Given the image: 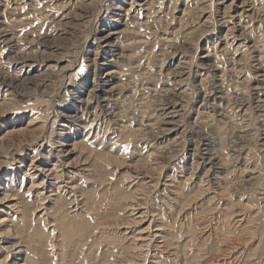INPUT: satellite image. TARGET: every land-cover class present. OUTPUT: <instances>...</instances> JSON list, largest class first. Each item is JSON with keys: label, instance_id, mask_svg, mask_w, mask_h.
<instances>
[{"label": "rangeland", "instance_id": "1", "mask_svg": "<svg viewBox=\"0 0 264 264\" xmlns=\"http://www.w3.org/2000/svg\"><path fill=\"white\" fill-rule=\"evenodd\" d=\"M263 117L264 0H0V264H264Z\"/></svg>", "mask_w": 264, "mask_h": 264}, {"label": "bare ground", "instance_id": "2", "mask_svg": "<svg viewBox=\"0 0 264 264\" xmlns=\"http://www.w3.org/2000/svg\"><path fill=\"white\" fill-rule=\"evenodd\" d=\"M208 17H210V16H208ZM96 60H97V59L94 58V61H96ZM97 61H98V60H97ZM94 63H95V62H93V64H94ZM91 65H92V64H91ZM96 65H97V64L95 63L93 66H90L89 69H87V70H88V73H89L90 75L96 74ZM183 65H184V64H183ZM212 66H213V65H212ZM214 66H215V65H214ZM214 66H213V67H214ZM68 67H69V65H68ZM189 68L191 69V67H189ZM256 68H258V66H257ZM211 69H212V68H211ZM213 69H214V68H213ZM215 69H216V68H215ZM62 70H63V69H62ZM64 70H65V69H64ZM206 70H207V69H206ZM208 70H209V69H208ZM210 73H214V72H213V71H212V72L210 71ZM207 75H208V74H207ZM212 75H213V74H212ZM215 75H216V74H215ZM93 76H95V75H93ZM216 76H217V75H216ZM95 77H96V76H95ZM214 78H215V76H214ZM205 79H206V78H205ZM12 80H13V77L10 78L9 82H12ZM202 82H203V81H202ZM214 82H215V81H214ZM216 84H217V83H216ZM201 86H203V85H201ZM212 86H213V85H212ZM201 88H202V87H201ZM203 88H204V87H203ZM212 88H214V87H212ZM254 88H255V87H254ZM254 88H253V89H254ZM259 88H260V87H259ZM215 91H216V89H215ZM220 91H221V90H220ZM213 92H214V91H213ZM218 92H219V91H218ZM222 92H223V91H222ZM222 92H221V93H222ZM250 92H251V90H250ZM180 94H182V93H180ZM180 94H179V95H180ZM204 94H205V92H204ZM182 95H183V94H182ZM257 95H258V94H257ZM205 96H206V95H205ZM213 96H214V95H213ZM208 97H209V96H208ZM214 97H216V96H214ZM214 97H213V98H214ZM251 97H252V96H251ZM254 97H255V95H254ZM221 98H222V99H225L224 97H222V96L220 97V96H219V99H221ZM256 98H257V97H256ZM201 100H202V99H201ZM203 100H204V98H203ZM247 100H248V99H247ZM252 100H253V98H252ZM257 100H260V99L257 98ZM77 101H78V100H77ZM81 101H83V100L81 99ZM204 101H205V100H204ZM211 101H212V100H211ZM222 101H223V100H222ZM261 101H262V100H261ZM78 102H80V101H78ZM84 102H85V101H84ZM205 102H206V101H205ZM219 102H220V100H219ZM239 102H240V101H239ZM241 102H242V100H241ZM243 102H244V101H243ZM248 102H249V100H248ZM87 103H88V101H87ZM201 103H202V102H201ZM209 103H210V102H209ZM219 104H220V103H219ZM260 104H261V102H260ZM212 106H213V105H212ZM253 106H254V104H253ZM204 107H205V106H204ZM208 107H209V106H208ZM208 107H207V108H208ZM241 107H242V105L240 106V109H241ZM247 107H249V104L247 105ZM207 108H206V109H207ZM214 108H215V107H214ZM243 108H245V107H243ZM249 108H250V107H249ZM216 109H217V108H216ZM252 109H253V108H252ZM207 111H208V110H207ZM217 111H218V110H217ZM245 111H246V108H245ZM245 111H243V112H245ZM248 111H249V110H248ZM248 111H246L245 113H247ZM169 112H171V111H169ZM251 112H252V111H251ZM219 113H220V111H219ZM248 113H250V112H248ZM251 114H252V113H251ZM248 115H249V114H248ZM245 116H246V114H245ZM263 118H264V117H263ZM246 120L250 121L251 119L248 118V119H246ZM248 121H245V123H244V125H246L247 127H244V126H243V127H244V130H245V131L243 132L244 134H243V133H239V134L236 135V137H237L241 142L244 141V143H245V138H246V139L249 138V135H248V137H247L246 134H245V132H247V131L249 130L250 127H253L252 124H250L251 126L247 124ZM260 121H261V120H260ZM261 122H262V121H261ZM263 124H264V123H263ZM261 125H262V124H261ZM193 126H194V125H193ZM263 126H264V125H263ZM259 127H261V126H259ZM259 127H256L255 130H257ZM250 129H252V128H250ZM259 129H260V128H259ZM261 130H262V129H261ZM263 131H264V129H263ZM251 132H252V131H251ZM249 133H250V131H249ZM252 133H253V132H252ZM252 135H253V137H254V134H252ZM252 135H250V136H252ZM208 136H209V135H208ZM244 136H246V137H244ZM203 137H205V136L203 135ZM254 138H255V137H254ZM250 139H253V138H250ZM203 141H204V140H203ZM205 141H206V139H205ZM247 141H248V140H247ZM247 141H246V142H247ZM231 148H232V147H231ZM239 148H240V147H239ZM194 149H196V148H194ZM234 149H235V148H234ZM233 151H234V150H233ZM231 152H232V151H231ZM211 154H212V152H211ZM230 154H231V153H230ZM232 154H233V153H232ZM263 155H264V154H263ZM203 157H205V156H203ZM212 157H213V156H212ZM232 157H233V156H232ZM232 157H230V158H232ZM214 158H215V157H214ZM239 158H240V157H239ZM207 159H208V158H207ZM212 160H213V158H212ZM234 160H235V159H234ZM237 160H238V159H237ZM237 160H236V161H237ZM239 160H240V159H239ZM218 161H219V160H218ZM209 163H210V161H209ZM210 164H211V163H210ZM194 166H195V165H194ZM221 168H222V167H221ZM78 224H80V223H78ZM76 225H77V224H76ZM79 226H80V225H79ZM85 226H87V225H85ZM85 226H84V227H85ZM77 227H78V226H77ZM77 227H76V228H77ZM68 229H69V228H68ZM67 231H68V230H67ZM83 231H84V228L82 229V227H78V228L76 229V232H79V233H81V234L83 233ZM68 232H70V231H68ZM90 232H91V231H90ZM61 236H63V235H61ZM62 238H63V240H65V239H64V236H63Z\"/></svg>", "mask_w": 264, "mask_h": 264}, {"label": "snow or ice", "instance_id": "3", "mask_svg": "<svg viewBox=\"0 0 264 264\" xmlns=\"http://www.w3.org/2000/svg\"><path fill=\"white\" fill-rule=\"evenodd\" d=\"M81 71H83V68H81Z\"/></svg>", "mask_w": 264, "mask_h": 264}]
</instances>
